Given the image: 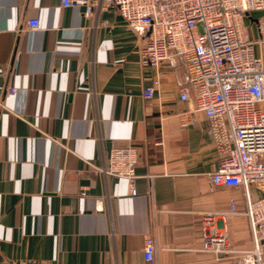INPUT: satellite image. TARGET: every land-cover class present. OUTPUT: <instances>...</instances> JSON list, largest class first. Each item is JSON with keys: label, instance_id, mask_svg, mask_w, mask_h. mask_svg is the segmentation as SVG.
Wrapping results in <instances>:
<instances>
[{"label": "crops", "instance_id": "crops-1", "mask_svg": "<svg viewBox=\"0 0 264 264\" xmlns=\"http://www.w3.org/2000/svg\"><path fill=\"white\" fill-rule=\"evenodd\" d=\"M145 43L115 8L0 0V264H150L149 236L152 264H247L245 190L211 182L222 153L194 95L181 98L186 68L143 65ZM127 145L135 196L98 169Z\"/></svg>", "mask_w": 264, "mask_h": 264}, {"label": "built area", "instance_id": "built-area-1", "mask_svg": "<svg viewBox=\"0 0 264 264\" xmlns=\"http://www.w3.org/2000/svg\"><path fill=\"white\" fill-rule=\"evenodd\" d=\"M61 1L65 7L83 8L87 15L118 10L129 28L146 38L140 52L143 65L184 64L181 98L194 95L196 109L209 118L222 153L219 167L209 173L211 182L244 188V214L250 220L254 246L244 251L243 261L264 264V194L253 198L250 192L252 186L264 189V0ZM29 27L39 28L40 21L30 20ZM160 84V77L154 78L145 96L154 97ZM139 162V148L115 146L107 164L98 169L126 178L135 196ZM155 252V239L149 236L145 258L150 264Z\"/></svg>", "mask_w": 264, "mask_h": 264}]
</instances>
